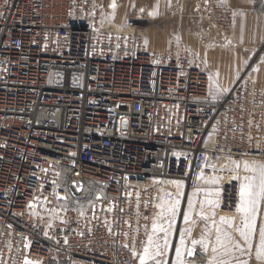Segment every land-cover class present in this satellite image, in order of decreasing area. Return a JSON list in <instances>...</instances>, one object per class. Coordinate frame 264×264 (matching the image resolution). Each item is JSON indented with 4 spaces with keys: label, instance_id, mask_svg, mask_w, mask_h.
<instances>
[{
    "label": "built area",
    "instance_id": "obj_1",
    "mask_svg": "<svg viewBox=\"0 0 264 264\" xmlns=\"http://www.w3.org/2000/svg\"><path fill=\"white\" fill-rule=\"evenodd\" d=\"M124 25L96 0H0V264H139L164 179L220 177L216 210L238 214L232 177L264 163V91L242 77L213 99L192 52Z\"/></svg>",
    "mask_w": 264,
    "mask_h": 264
},
{
    "label": "crops",
    "instance_id": "obj_2",
    "mask_svg": "<svg viewBox=\"0 0 264 264\" xmlns=\"http://www.w3.org/2000/svg\"><path fill=\"white\" fill-rule=\"evenodd\" d=\"M96 2L102 22L111 28L125 27V22L129 18H134L140 23L141 28L144 27L145 31L153 29L152 33L147 31L144 35L145 38L143 37L145 42L149 40L151 43L149 50L165 51L169 45H173L177 37L186 49L188 48L194 52L195 56L202 50L206 52V55H241L239 59L242 61H245V54L252 55L251 65L253 72L249 71L248 74H251L250 77L253 79L252 81H254L255 85L264 91V58H262L264 57V0H226V5H223L221 0H115V9L110 6L113 0H96ZM229 13L234 15L233 23L230 26H225L224 19H227V17L224 16H227ZM178 25H182L184 28L182 33L175 36L174 27ZM214 30L218 32L215 34ZM206 31L207 35H204ZM223 31H225L224 33L228 32V34L226 36L222 34V37H218ZM165 35L167 36L165 37ZM201 36L207 42L210 40L212 43L202 44L199 49L196 48L195 43L199 44L198 41L201 40ZM243 64H241V67L244 68L245 65ZM237 67L239 68V66ZM248 162L251 163L253 161L248 160ZM249 174L244 171V175ZM208 179L210 178L202 176L198 186L189 193L186 192L185 182L181 183L184 187L183 196L184 198L191 197L193 208L189 212L187 206L184 211H180L179 224L181 225L180 230L190 229V235L186 234V244L189 246H191V240H198L202 235L206 237L210 242L207 253L202 251L200 245H197L196 249L205 253L209 261L213 255L211 243L215 242L216 225H220V217L234 218V224L238 225L240 224V213L232 217L220 214L216 210V205L210 206L206 203L201 207V199L206 197L205 190L207 188L213 190L208 198L215 201L217 198L218 191L216 189L219 190V182L210 184L207 183ZM173 181L169 180L170 185L162 184L159 187L158 190L162 197L160 203L177 197L176 195L179 192L175 193L171 190L174 187ZM177 181L182 182L180 180ZM197 189H201V191L197 192ZM157 211L159 213L160 208ZM185 212H189L190 218L187 222L183 218ZM213 212L215 215H213ZM204 217H207L209 224L206 223ZM213 220L215 224L212 223ZM161 222V220H157V223ZM261 222H264V205H262L261 213L257 219V229ZM174 226L170 234L171 247L165 256L168 264H172L175 258V247L180 239V235L176 237L177 240L175 239ZM221 227L230 231L233 238L240 240L241 244H243L239 234L233 229H228L227 225H221ZM150 234H152V231ZM157 235H162V233H157ZM258 242L257 231L253 236L254 247L251 250V254L240 256L239 253H236V256L241 260L247 261L248 264H261L255 257V245ZM187 264L189 263L187 262Z\"/></svg>",
    "mask_w": 264,
    "mask_h": 264
},
{
    "label": "snow or ice",
    "instance_id": "obj_3",
    "mask_svg": "<svg viewBox=\"0 0 264 264\" xmlns=\"http://www.w3.org/2000/svg\"><path fill=\"white\" fill-rule=\"evenodd\" d=\"M110 6L115 9V0H113ZM223 91L227 92L228 89L225 88ZM232 163L237 170L240 169L241 162L232 161ZM243 169L250 174L241 177L237 171V174L232 177V179L240 182L238 192L239 203L236 205L237 212L240 213V224H234V218L220 217V225H216L215 242L211 243L213 255L208 264H248L247 261L239 259L236 253H239L240 256L251 254V250L254 247L253 236L257 231L259 242L255 245V257L261 264H264V222H261L257 229V219L261 213L262 205H264V163L256 161L249 163L245 160L243 161ZM219 179L220 177H211L207 180V183L216 184ZM175 183L179 189L181 182L176 181ZM196 191L199 192L201 189H197ZM212 191V189L205 190L206 199L201 202V207L204 203L210 206L216 205V201L207 198L211 195ZM179 205V198L163 201L157 205L160 208V212L153 219L152 234L148 235L147 243L144 245L142 253L138 255L139 264H149V262L151 264H168L165 256L171 247L170 234L173 231L175 218L178 215ZM188 208L189 212L193 208L191 199L188 201ZM189 212H185L183 215L186 222L190 218ZM81 215H83V212H81ZM213 215H215L214 212ZM204 218L207 219V217ZM157 220H161L162 222L157 223ZM212 223L215 224V221L213 220ZM221 225H227L228 229H233L238 233L243 244H241L240 240L234 239L232 233L226 228L221 227ZM157 233H162V235H157ZM186 234L190 235V229L180 230V239L175 247V258L172 264H187L185 257L193 256L197 245H200L202 251L205 253L209 249L210 242L204 235L198 240H191V246H189L186 244ZM25 264H33V262L26 260Z\"/></svg>",
    "mask_w": 264,
    "mask_h": 264
},
{
    "label": "rangeland",
    "instance_id": "obj_4",
    "mask_svg": "<svg viewBox=\"0 0 264 264\" xmlns=\"http://www.w3.org/2000/svg\"><path fill=\"white\" fill-rule=\"evenodd\" d=\"M224 17H227V19H224L225 26L226 25H229L230 26V24L233 23L232 21H233L234 15H231V13H229V14H227V16H224ZM118 28H121L122 29L124 27H118ZM183 28L184 27L182 25L175 26L174 27L175 36H178L179 33H182ZM216 28H217V26H216ZM113 29L115 30V27ZM205 29H206V26H205ZM152 30L153 29H147V31H149L151 33H152ZM147 31H145V29H143V31H140L139 32V30H138V32L140 34H142V37H140V39L142 41L143 47H145L146 49H150L151 47L149 45L151 43L149 42L148 38H146L148 40V42H145V39H143V37H144V35H145V33ZM216 32H218V31L217 30H214V33L215 34H216ZM224 32L225 31L221 32V34L218 37H222V34H225V36L228 34V32H226V33H224ZM204 35H207V31L205 32ZM166 36L167 35H165V37ZM175 36H173V37H175ZM203 36H201V40L198 41L199 44H200V45L198 44L199 47L195 43L196 48H199L200 49L201 48L200 46L202 44L203 45H206V44L212 43L210 40L208 42H207L206 39L204 40L203 39L204 38ZM176 42H179L180 43V46L183 49L189 50L190 52H192L190 49H188V48L186 49L184 47V45L181 43V41L178 40L177 37H176V40L174 41V43H176ZM171 48H172V46L169 45L168 48H167V50H165V51H168ZM192 55H193V58L196 60L197 63H199L200 65H203V66H205L207 68V70H208V72L210 74V80H211L210 95H212V97H215V98L218 97L219 98V97L224 96L226 92H224L223 89L226 88V89L229 90L231 88V86L234 85L238 81V79L239 78L241 79L242 77H246L247 79H249L252 82V84L255 85L254 81H252L253 79H251V77H250L251 74L250 75L248 74L249 71L250 72H253L252 65H251V63H252V58H251L252 55H250V54H245L244 55L245 61H242V60L239 59V58H241V55H235V54L234 55L233 54H231V55H225V54L206 55V52L203 51V50L200 53H198L197 56H195L194 52H192ZM242 63H244L243 65H245L244 68L241 67V64ZM237 66H239V68ZM58 77H62V79H65L66 78V75L61 70H55V71H53V73H52V79L54 81H56L58 79ZM80 77H81V74L80 73L73 72L72 75H70L69 78H70L71 82H73V80H75V78H80ZM218 78H220V79H218ZM255 86L257 88H259L257 85H255ZM259 89H261V88H259ZM173 182H174V187L171 188V190L174 191L175 193L179 192V196L177 194L176 195L177 196L176 198H179V200H180L178 215L176 216L175 223H174V225H175L174 226L175 227L174 234H175V239H176V237L180 235V227H181V225L179 224V221H180V211H184L185 207L188 206V201H189V199H191V197L188 196L187 198H184V196H183L184 195L183 194L184 187L182 186V184L180 185V187L178 189L177 188V185L175 183L176 181H173ZM181 183H183V182H181ZM162 184L170 185V182H169V180H162L161 181V186H162ZM208 189L209 188H207V190ZM176 198H174V199H176ZM205 199H206V197H204V199H201V200L202 201H205ZM204 204H206V203H204ZM157 209H158V207H157ZM206 223L209 224L208 219H206ZM147 238H148V236L145 238V242H144V244H143V246L141 248V252H142V249H143V247H144V245H145V243L147 241L146 240Z\"/></svg>",
    "mask_w": 264,
    "mask_h": 264
},
{
    "label": "bare ground",
    "instance_id": "obj_5",
    "mask_svg": "<svg viewBox=\"0 0 264 264\" xmlns=\"http://www.w3.org/2000/svg\"><path fill=\"white\" fill-rule=\"evenodd\" d=\"M115 29H118V28H115ZM143 29H144V28H141V27L138 28L139 32H140V31H143ZM164 180H166V179H164Z\"/></svg>",
    "mask_w": 264,
    "mask_h": 264
}]
</instances>
